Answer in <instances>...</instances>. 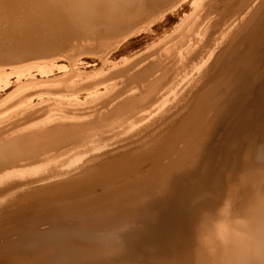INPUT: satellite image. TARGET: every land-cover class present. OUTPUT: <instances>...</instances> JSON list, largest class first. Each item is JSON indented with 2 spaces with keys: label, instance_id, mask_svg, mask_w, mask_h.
<instances>
[{
  "label": "bare ground",
  "instance_id": "1",
  "mask_svg": "<svg viewBox=\"0 0 264 264\" xmlns=\"http://www.w3.org/2000/svg\"><path fill=\"white\" fill-rule=\"evenodd\" d=\"M118 1L117 3V0H0V104L14 95L12 102H9L16 108V111H13L16 116L10 118L11 121L8 122L10 119H6V124L0 123V170L6 166L12 168L15 165L19 166L21 160L38 164L40 158L29 160L20 155L19 152L25 147L28 148L27 146L38 149V146L45 147L49 143L61 142H64L61 146L70 143L80 146L79 143L83 144L89 140L86 134H92L97 136L96 139L100 137L101 141L106 140L107 137L112 138L115 142L112 144H115L114 147L135 145V152L125 154L130 164L152 160L155 165L156 160L166 155L163 156L165 160L163 163L158 162L155 165L157 170L155 178L160 181L158 186H161V194L166 195L174 191L178 174L191 175V177L195 174L197 186H193L192 189L205 186L207 180L209 182L214 174L212 168L216 157V154L209 152V146L214 141L221 119L234 98L229 95L233 91L238 90V94L251 88V80L248 77L238 79L234 74L229 75L228 72L226 74V67L235 46L240 44L239 41L247 39L244 36V23L247 21L240 22L238 18L242 15L239 14L248 6H252L251 3L255 0L240 1L233 13H227L226 10L216 11L223 0ZM120 2L129 9L125 25L124 23L118 25L119 23L115 21L117 18L114 19L113 16V9L119 7ZM262 5L261 8H264V1ZM187 13H189L188 17ZM259 14L261 15V9ZM27 16H34V21H38L35 22L37 25L41 22H49V31L39 30L41 27L38 29L29 26L20 27L28 21ZM263 18L260 20L261 24L264 23ZM173 23L176 25L174 28L172 26V32L169 30L171 33L168 34L163 30L164 28L167 30V27ZM72 24H79V29L71 28ZM56 25L65 28L68 40H65L61 30L53 27ZM262 31L264 26L261 27L258 35ZM81 32L85 34V38L84 36L78 38ZM50 35L54 37H49ZM54 38L62 43V47L54 49L58 43L54 42ZM204 38L207 41L205 47L201 48L200 44ZM76 39H84L82 40L84 42L79 44L76 41L77 44L72 45L74 52L79 49L81 55L101 48V57L76 60L74 57L78 53L68 52L71 47L65 43ZM109 39L111 41H108ZM8 44L10 46H6ZM143 46L145 47L141 48ZM52 57L55 58L49 59ZM56 57L68 58L71 62V71L61 72L65 67L58 68L57 64L62 60ZM30 60L40 61L28 63ZM56 69L57 73H55ZM236 79L238 82L230 88L231 90L229 89L226 101L220 104L218 102L216 105L218 92L229 87ZM100 83L103 85L100 86ZM87 86L89 89L83 92L84 94L80 93ZM98 86L100 87L97 88ZM261 93L262 96L257 97V102L260 103L264 99V90ZM7 104L9 106L8 102ZM3 107L4 112L7 110L9 112L5 105ZM1 110L3 111V108L0 109V113ZM17 119L19 121L16 122ZM25 125L28 126L23 128ZM21 128L23 129L20 130ZM92 135L90 137H93ZM230 135L232 136L228 139L231 138L237 145L238 134L232 132ZM93 139L96 140L95 137ZM93 142L87 146L83 144L80 153L77 150L78 155L81 156L78 158L83 156L84 160L86 159L85 163L80 162L81 166L77 160L73 161L78 164L77 169L73 167L76 164L71 166L73 162H70L71 157H69L70 160L69 158L67 160L71 165L67 163L71 168L66 164L63 167L60 163L62 168H54L55 170L53 169L50 174L37 176L38 178L25 180L23 183H17L16 180L17 182L5 183L3 187L1 185L0 218L3 224L1 223L0 232L19 230L21 234L18 240L7 241L0 245V264H76L85 261L86 254H95L96 258L107 260L120 257L132 260L123 264H264V127L260 129L257 139H248L245 162L240 173L236 174L240 166L231 161V165L234 163L233 171L228 179H225V184L222 182L223 188L218 189L216 186L218 191L216 196L214 195L215 202L199 206L193 213L194 217L187 219L188 223L183 224L182 218L168 210L157 215L158 223L154 227H149L145 221H141L143 209L138 211L139 209L136 208L129 212V207L128 210L124 208L127 205L125 198L132 200L130 205H136L147 197L145 194L140 199H132L131 194L134 193L129 197L116 196L117 199L108 202L104 210L106 216L108 219L112 217V220L113 216L124 218L127 222L124 227H119L121 232L128 233L125 237L118 236L119 234L117 237H111L112 242L106 241L107 243L102 245L105 248L110 246L112 248L118 243V246L124 247V251L121 250L123 253H120V250L116 254L110 251L105 257L97 255L98 246L94 244H98L100 226L82 220L79 224L75 223V225L82 224V228L72 227L62 221L68 217L76 220V211L73 209L69 208L68 211L64 208L65 212L62 216H58L54 209L47 211L41 222L49 224L48 226L51 227L48 229L38 232L36 229L21 227L24 224L23 220L28 217L30 204L54 192L74 188L103 169L104 164L98 162L102 159L100 155L107 152L100 154L109 146H107L108 141L102 147L99 146L102 142H99V145L95 142L99 147ZM177 143L180 145L177 146ZM39 150L34 152L32 149L33 153ZM121 150L122 148L119 151ZM124 151L127 152L123 149ZM65 154L67 155L66 152ZM74 155L72 154V157ZM109 156L111 157L112 154L107 155ZM54 162L57 163L56 160ZM230 163L223 164L227 170L231 166ZM119 164L118 162L116 167H119ZM203 168L205 171L201 172ZM14 172L11 173L12 177ZM5 177L9 178L7 175ZM23 177L26 179L24 175ZM220 177L218 173L215 176L216 180L214 178L213 180L218 183L221 181ZM0 181L3 184V180ZM198 199L197 201L200 200ZM63 205L65 204L60 206ZM55 208L58 212V205ZM144 212L146 216L150 211ZM139 228L142 229L139 238L129 236L132 235L133 230ZM107 231L113 232L111 229ZM141 245L152 248L160 246L162 249L168 247L171 251L157 256L158 258L145 259L138 253V246ZM25 248H35L38 252L36 255H31L25 251ZM99 252L101 254V250Z\"/></svg>",
  "mask_w": 264,
  "mask_h": 264
},
{
  "label": "rangeland",
  "instance_id": "2",
  "mask_svg": "<svg viewBox=\"0 0 264 264\" xmlns=\"http://www.w3.org/2000/svg\"><path fill=\"white\" fill-rule=\"evenodd\" d=\"M240 1L242 0H223L222 1V5L219 6L218 8H216V11L218 12H227V13H233L236 9V7H238ZM256 1V2H255ZM254 3L252 2L251 5L252 6H248L243 12H241V14L239 15H242V17H240L239 15V18L238 20H240V22H245L244 23V27H245V34L244 36H246V40L245 41H242L240 42L239 41V45L238 46H235L234 48V51L231 52V56L228 58V63H227V67H226V74L229 73V75H235L236 78L238 79H242L243 77H248L249 80H251V88L246 90L245 92H240L237 94L238 90L237 91H233L231 95H229L230 97H234L233 100L230 102L225 114L223 115L220 124L218 126V129L216 131V136H215V139L214 141L210 144L209 146V152L211 153H214L216 154L215 156V160H214V165H213V168H212V172L214 173L211 177V181L208 180L206 181L207 184H204L205 186H200L198 187L197 189H192L193 186H197L195 185L196 182H197V177L195 178V174L191 177V175H185V174H178L176 175V186L174 187V191L173 192H169L168 194L164 195V194H161V186H158L160 184V181H158L156 178H155V173H156V168H155V165L156 163H163L165 160H164V157H166V155H163L161 156L158 160H156L155 162V165H153L152 163V160H149L148 162L146 163H142V162H138L137 164H133V163H129L128 160H127V155L131 152H135L136 151V146L135 145H131V146H128V145H123L122 150L119 151L121 148L119 147H114V145H112L113 143H115L113 141L112 138H109L111 139V141L107 138H105L106 140H100V137L99 139H96L97 136H92L95 137L96 140H92L93 137H90L91 135H87L86 134V138L89 139V140H86L83 144L85 146H87L88 144L91 145L92 142L95 144V145H99L100 143L99 142H102L99 146H105L104 143L106 144L107 142V146L110 147L107 149H103L100 154H104L105 151V154L104 155H100L98 153V156L100 155L101 158L103 159H100L101 162L99 161L98 163H102L104 164V167L103 169H101L99 172H97V174H94L93 177L89 178L87 181H84L82 184L74 187V188H68V189H63V190H60L59 192H54L52 193L50 196L48 197H45L44 199L42 200H38L32 204H30V207L28 209V217L25 218V220H23V223L22 224L23 228L27 227V228H32V229H36V231H42L45 230V229H48V227L50 228L51 226H48L49 224H44L41 222V220H43V217H44V214L51 210V209H54V212L55 213H58V216H62L65 212V209L64 208H67L68 211L70 210H75L76 211V220L68 217V218H64L62 221L66 224H69V226L72 225V227H81L82 228V224L81 225H75V223L77 222V224H79L80 222L83 221H88V222H92L93 224L97 225V226H100L101 229L98 231V240H97V243H94L95 246H98V249L96 250V253L97 255H102V256H106V255H109L110 254V251L111 253H115L119 250H120V253H123L124 251V247L122 246H118V243H115L116 246H113L112 248L110 247H103L102 245H105L108 241V243H110V239L111 237H117L118 236H122V237H125L128 233L127 231L125 232H121L120 230V227H124L125 225V219L122 218V217H118L116 218L115 216H113V220H112V217H110L108 219V217L106 216L107 213L104 211L105 210V207L108 205L107 203L112 201V200H115L117 199L118 197L116 196H127L129 197V195L131 193H134V194H131L132 196V199H135V198H141L144 194H145V197L146 198H142L143 200H141L138 204L136 205H130L132 203V200L131 199H128V198H125V200H127V205L124 207L128 210L127 207H129V212L130 211H134V209L136 210L139 209L138 211H140L141 209H143L144 211L146 210L147 212L150 211L146 216H144L145 212L144 211H141V221H145V223L149 226V227H154L158 221H159V218L157 215H160L161 213L165 212V211H170L172 212L173 214H176L178 215L180 218H182L183 220V224L187 222V219H190V218H193L194 214L196 212V210L198 209L199 206L201 205H204V204H208V203H212L213 201L215 202L216 200V194H217V191L218 189L220 188H223L224 184H225V179H228V176L229 174L233 171V166L234 163H232L231 165V161L232 162H235V164L238 165V169H240L239 171H236V174L240 173L241 171V167H243V164L245 162V149H246V144L248 143V139L249 140H255L258 138V135H259V131L261 128L264 127V99L262 100V103L260 102H257V97H261L262 96V91L264 90V31H262V35H258V33L260 32V29L262 26H264V23H260L261 19L264 17V8H261V6H263V1L264 0H255ZM119 1L117 0V3ZM261 2V4H260ZM230 3V4H229ZM258 3V4H256ZM229 4V5H228ZM232 4V5H231ZM255 5V7H254ZM257 5V6H256ZM226 6V7H225ZM230 6V7H229ZM121 7V8H119ZM119 7L117 6L116 8H114V12H113V16H115L114 19H116L115 21L117 22L118 25H121L122 23H124V25L126 24L127 22V18H128V14H129V9L125 8L123 6V4L120 2L119 3ZM252 7V8H251ZM258 7V8H256ZM119 8V9H118ZM251 11H250V9ZM254 9V10H253ZM260 9H261V15L259 14L260 13ZM263 9V10H262ZM249 10V11H248ZM254 13H253V12ZM248 12V13H247ZM121 13V14H120ZM245 13V14H243ZM119 16H118V15ZM249 14V15H248ZM125 15V16H124ZM189 13H187V17H188ZM252 15V16H251ZM127 16V17H126ZM257 16H259L257 18ZM28 17V16H27ZM26 17V19L28 20L27 22H25L24 24L20 25V27H25V26H29L31 27L32 29H38L40 28L39 30L43 31L44 32H47L49 31V22H41L39 23L38 25L36 24L38 21L35 20L34 21V16H29L28 18ZM245 17V18H244ZM69 18V17H68ZM235 18V17H233ZM232 18V19H233ZM242 20H241V19ZM73 19V18H72ZM231 19V21H232ZM246 19V20H245ZM75 20V19H74ZM257 20V21H256ZM264 20V18H263ZM262 20V21H263ZM36 22V23H35ZM255 22V24H254ZM34 23V25H33ZM121 23V24H120ZM249 23V24H248ZM253 25V26H250V25ZM258 24V25H257ZM73 26L71 28H74V29H79L80 26H78L79 24H72ZM176 24H171V26L169 25L167 27V30L164 28L163 30L166 31L167 33H171L174 26ZM173 26V28H172ZM55 27V29L57 30H61L62 32V35H64L65 37V40L67 39L68 40V34L65 30V28L63 26H53ZM171 28V29H170ZM247 28V29H246ZM171 30V32L169 31ZM247 30V32H246ZM166 32H164V34H167ZM168 33V34H169ZM253 35V36H252ZM80 36H84L85 38V34H83L82 32L79 34L78 38H80ZM252 36V37H251ZM49 37H54V36H49ZM261 38V39H260ZM256 39V40H255ZM54 42L57 43L54 47V49H58L60 47H62V43L60 41H57L56 38H54ZM84 39H76L74 41H70V42H65L67 45H70V49L68 50V52L70 51V53H73L74 50L72 49V45L73 44H77V42L80 44L81 42H84L82 41ZM77 41V42H76ZM108 41H111L110 39ZM207 39L204 38L200 44V47L201 48H204L205 46V43H206ZM263 42V43H262ZM3 42H1L2 44ZM64 43V42H63ZM204 43V44H203ZM6 46H10L9 44L6 45ZM243 46V48H242ZM250 46V47H249ZM98 47V46H97ZM145 46L141 47V48H144ZM222 47V46H221ZM221 47L219 48L221 50ZM263 47V48H261ZM261 48V49H260ZM256 49V50H255ZM73 50V51H71ZM223 50V49H222ZM242 50V51H241ZM249 50V51H248ZM67 51V50H66ZM79 49L76 50V52H74L77 56H75L74 58L77 59H89L91 57H101V48L100 49H96L94 50L93 52H90V53H82L80 55L79 53ZM81 52V51H80ZM235 52V53H234ZM92 53V54H91ZM128 54V53H127ZM250 54V55H249ZM80 55V57H79ZM129 56V55H128ZM78 57V58H77ZM88 57V58H87ZM55 57H52V58H49V59H54ZM56 58H60L62 60V62H59L57 64L58 68H64L62 69L61 72H69L71 71V62L68 58H65V57H56ZM65 58V59H64ZM68 59V60H67ZM92 59V58H91ZM96 59V58H95ZM234 59V60H233ZM253 59V60H252ZM255 59V60H254ZM45 60V59H44ZM37 60H30L28 61V63H32V62H36ZM40 61V60H38ZM37 61V62H38ZM235 63V64H234ZM244 63H245V66H244ZM250 63V64H249ZM27 64V63H26ZM255 64V65H254ZM261 64V65H260ZM240 65V66H239ZM242 65V66H241ZM69 66V68H68ZM233 67V68H231ZM250 67V68H249ZM35 70V69H34ZM238 70V71H237ZM59 72V71H58ZM228 72V73H227ZM234 72V73H232ZM57 73V69H56V72ZM236 73V74H235ZM243 74V75H242ZM263 78V79H261ZM238 79L234 80L233 82H231V85L227 88H224L222 89L221 91L218 92L217 96H216V105L221 103V102H224V100L226 101L227 99V93H229V91L231 90L230 88H232V86L234 87L237 82H238ZM101 79H99L100 81ZM261 80V81H260ZM216 81V80H215ZM102 86L103 84L100 83ZM254 84V85H253ZM98 85V84H97ZM96 85V86H97ZM100 86H98L97 88H99ZM258 86V87H257ZM255 87V88H254ZM262 87V89H260ZM86 88V89H85ZM85 89V90H84ZM87 89H89V87H84L80 93H83L85 91H87ZM230 89V90H229ZM260 89V90H259ZM257 90V91H256ZM227 91V92H226ZM254 92V93H252ZM84 94V93H83ZM223 95V97H222ZM225 95V96H224ZM253 95V96H251ZM256 95V96H255ZM14 96V95H13ZM13 96H11V98H9L8 100H6V102H3L5 104H0V109L3 108V111L1 110V113H0V123L3 125L5 121H7L8 119L10 118H14V112L16 111V108H14L12 105L13 103L11 104L10 102H12L11 100L13 99ZM241 96V97H239ZM247 97V98H246ZM75 98V97H73ZM222 98V99H221ZM255 98H256V101H255ZM219 99V100H217ZM246 99V100H245ZM250 100V101H249ZM10 101V102H9ZM247 101V102H246ZM253 103H252V102ZM7 102L9 103V106L7 104ZM236 102V103H235ZM256 103V104H255ZM237 104V105H236ZM248 104V105H247ZM8 106L7 109H9V112L8 110L6 111V108H5V111L4 112V106ZM234 105V106H233ZM240 105V106H239ZM252 105V106H251ZM254 105V106H253ZM257 105V106H256ZM12 107V108H11ZM11 108V109H10ZM258 108V109H257ZM244 110V111H243ZM14 111V112H13ZM247 111V112H246ZM259 111V112H258ZM53 112V111H52ZM56 112V111H54ZM234 112V113H233ZM250 112V113H249ZM254 112V113H253ZM59 113V112H57ZM259 113V114H258ZM8 116H7V115ZM13 114V115H12ZM233 114V115H232ZM229 115V116H228ZM238 115V116H236ZM241 118H240V116ZM254 115V116H253ZM11 116V117H9ZM16 116V115H15ZM239 117V118H238ZM248 117V118H246ZM254 117V118H253ZM4 118V119H3ZM7 119V120H6ZM235 119V120H233ZM239 119V120H238ZM12 119L8 120L11 121ZM21 120V118H20ZM224 120V121H223ZM16 122L19 121L18 119L15 120ZM15 121H13L14 123H16ZM228 121V122H227ZM237 121H238V125H237ZM243 121V122H242ZM7 122V123H8ZM231 122V123H230ZM223 123L225 125H223ZM0 124V126H1ZM6 124V122H5ZM229 124V125H228ZM233 124V126H232ZM245 124V126H244ZM241 125V127H240ZM24 126V125H23ZM22 126V127H23ZM28 125H25V127L23 128H26ZM236 127V128H235ZM241 129H240V128ZM244 127V128H243ZM23 128H21L20 130H22ZM236 129V130H235ZM239 129V130H238ZM250 129V130H249ZM223 130V131H222ZM243 130V131H242ZM227 132V133H226ZM232 132L235 133V135H237V138H238V141H237V145L234 143V141L230 138L228 139V137H231L232 135ZM224 133V135H222ZM226 133V134H225ZM219 134V135H218ZM228 134V136H227ZM242 136V137H240ZM245 136V138H243ZM221 137V138H220ZM253 137V138H251ZM91 138V139H90ZM226 141H224V140ZM70 140V139H69ZM223 140V141H222ZM228 140V142H227ZM240 140V141H239ZM90 141V142H89ZM92 141V142H91ZM217 143H216V142ZM244 141V142H243ZM95 142H98L97 144ZM111 145H110V143ZM240 142V143H239ZM64 142H61V143H58V144H47L43 146H38L37 148L40 149L37 153H33L36 152L35 150H38L36 149L35 147H32L30 146L32 149L27 146L28 148H24L22 151H20V155H22V158H27V159H34V160H37V158L40 160L38 161V164L37 163H29V161H27L29 163V165H26L27 162L26 160H21L20 163L23 164V165H20L19 166H13L12 167H5V168H2L0 170V176H4V178L0 177V179L3 180V184L2 181H0V187L6 183H11V182H21L23 183V181L25 180H28V179H36L37 176H42V175H47L48 173L50 174L51 171H53V169H58L59 167H61L63 165V167H65V164L67 165V167H69L71 164L70 162L72 163L74 160H77V163L79 164L80 162L83 164V162L85 163L86 162V159L84 160L83 156L82 158H78L80 156V154L78 155V153H80V151H82L81 148L84 147V145L79 143L78 145L80 146H77V144H72L70 143L69 145H66V146H61ZM87 143V144H86ZM109 143V144H108ZM223 143V144H222ZM225 143V144H224ZM232 143V144H231ZM176 144V143H175ZM174 144V145H175ZM219 144V145H218ZM235 144V145H234ZM50 145V146H48ZM54 145V146H53ZM56 145V146H55ZM73 145V146H72ZM97 145V146H98ZM180 145V143H177V146ZM232 145V146H231ZM48 146V148L46 147ZM58 146H61L64 149L63 151V148L61 147H58ZM68 146L69 151H68V148L66 149V147ZM98 146V147H99ZM112 146V148H111ZM41 147V148H39ZM51 147V148H50ZM53 147V148H52ZM59 149H58V148ZM77 147V148H76ZM115 150H114V148ZM134 147V149H133ZM228 147V148H227ZM50 148V149H49ZM74 148V149H73ZM79 148V149H78ZM118 148V149H117ZM126 148V149H125ZM216 150H215V149ZM222 148V149H221ZM232 148V149H231ZM31 149V150H30ZM81 149V150H80ZM123 149L124 150H127L123 152ZM28 153H27V151ZM30 150V152H29ZM66 150V151H65ZM73 152H76V153H72L73 155L74 154H77V155H74L76 157H72V154L70 153L71 151ZM79 152H78V151ZM113 150V151H111ZM119 152H117V151ZM129 150V152H128ZM214 150V151H213ZM231 150H235V151H231ZM240 150V151H238ZM60 151V152H59ZM68 151V152H67ZM224 151V152H223ZM226 151V152H225ZM229 153H228V152ZM244 153H242V152ZM26 152V153H25ZM42 152V153H41ZM65 152L67 153V155L65 154ZM78 152V153H77ZM103 152V153H102ZM109 152V153H108ZM116 153V154H113ZM231 152V154H230ZM32 153V154H31ZM45 157V159H43V156ZM61 153V154H60ZM108 153V154H107ZM225 153V154H224ZM240 153V154H238ZM53 154V155H52ZM58 154V155H57ZM61 157H60V155ZM64 154V155H63ZM70 154V155H69ZM109 154H112V156L110 157H107V155ZM120 154V155H119ZM122 154V155H121ZM127 154V155H125ZM47 155V156H46ZM51 155V156H49ZM106 155V156H105ZM116 155V156H114ZM125 155V156H124ZM24 156V157H23ZM35 156V158H34ZM54 156V158H52ZM56 156V157H55ZM63 156V157H62ZM104 156V157H102ZM50 157V158H49ZM60 157V159L58 158ZM71 157V160L70 158ZM81 157V156H80ZM107 157V158H106ZM117 159H116V158ZM224 157V158H223ZM227 157V158H226ZM25 158V159H26ZM65 158V160H64ZM67 158H69V160H67ZM78 158V159H76ZM106 158V160H105ZM110 158V159H109ZM52 159H55L57 163H55L54 161L55 160H52ZM61 159H63L61 161ZM224 159L226 161H224ZM237 159V160H236ZM58 160V161H57ZM59 160L61 162H59ZM116 160V161H115ZM48 161V162H47ZM50 161V162H49ZM53 161V162H51ZM83 161V162H82ZM42 162V163H41ZM45 162V163H43ZM47 162V164H46ZM66 162V163H65ZM70 164H68V163ZM111 162V163H110ZM118 162L120 163L119 167H116L118 164ZM228 162L230 163V165L232 166H229L228 170L226 168L225 165L228 164ZM239 162V164H238ZM24 163H26L24 165ZM41 163V164H40ZM62 163V165L60 164ZM79 164V166H81L82 164ZM227 163V164H226ZM17 164V165H18ZM31 164V165H30ZM36 164V165H35ZM46 166H45V165ZM74 163L71 165L73 166ZM78 164H76V166H78ZM114 164V165H113ZM225 164V165H223ZM44 168H42V166ZM142 165V166H141ZM145 165V166H144ZM220 165V166H219ZM223 165V166H222ZM21 166V167H20ZM24 166V167H23ZM71 166L69 168H71ZM76 166H73L74 168H79L76 167ZM150 166V167H149ZM225 166V171H223V167ZM19 167V168H17ZM47 169H46V168ZM57 167V168H56ZM72 167V169H74ZM114 167V168H113ZM136 167V168H135ZM157 167V166H156ZM231 167V169H230ZM15 168V169H14ZM39 168V169H37ZM62 168V167H61ZM112 168V169H111ZM117 168V169H116ZM146 168V170L144 169ZM219 168V169H218ZM11 169V170H10ZM18 169H19V172H22V173H19L18 172ZM54 169V170H55ZM60 169V168H59ZM87 169H89V167H87ZM111 169V170H110ZM155 169V171H154ZM223 169V170H222ZM22 170V171H20ZM43 170V171H42ZM45 170V171H44ZM6 171V172H5ZM11 171V172H9ZM12 171L14 172L13 173V177L11 176V173ZM18 174H17V172ZM40 171V172H39ZM50 171V172H49ZM104 171V172H103ZM115 171V172H114ZM133 171V172H132ZM141 171V172H140ZM205 169L203 168L201 170V172H204ZM221 171V172H220ZM229 171V172H228ZM33 172V173H32ZM10 173V174H9ZM27 176H26V174ZM30 173V174H28ZM110 173V174H109ZM220 174L221 175V181L218 183L215 182V176L217 174ZM6 174L7 177L11 176L10 180L9 178L7 179L4 175ZM9 174V176H8ZM21 174V175H20ZM126 174V175H125ZM20 175V176H19ZM23 175L26 177V179L23 177ZM33 175V176H31ZM109 175V176H108ZM134 175V176H133ZM16 176V177H15ZM27 177H30V178H27ZM134 177V178H133ZM185 177V178H184ZM14 178V179H13ZM38 178V177H37ZM133 178V179H132ZM138 178V179H137ZM182 178V179H181ZM213 178L215 180H213ZM217 178V177H216ZM7 179V180H6ZM22 179V180H21ZM153 179V180H152ZM156 181H155V180ZM196 179V180H195ZM15 180V181H14ZM17 180V181H16ZM93 180V181H92ZM187 180V181H186ZM5 181V182H4ZM91 181V182H90ZM107 181V182H106ZM154 183H153V182ZM179 181V182H178ZM58 182V181H57ZM149 182V183H148ZM194 182V183H193ZM224 184H223V183ZM87 183V184H86ZM95 183V184H94ZM107 183V184H106ZM148 183V184H147ZM156 183V184H155ZM194 184V185H190V184ZM84 184V185H83ZM86 184V185H85ZM100 184V185H99ZM147 184V185H146ZM215 184V185H214ZM134 186V187H133ZM211 186V188H210ZM215 186V187H214ZM216 186L218 189H216ZM222 186V187H221ZM90 187V188H89ZM93 187V188H92ZM149 187V188H148ZM202 187V188H201ZM209 187V188H208ZM213 187H214V190H213ZM190 188V189H188ZM76 189V190H74ZM133 189V190H132ZM184 189V190H182ZM188 189V190H187ZM200 189V191H199ZM211 189V190H210ZM216 189V191H215ZM102 192H101V191ZM124 190V191H123ZM154 190V191H153ZM196 190V191H195ZM205 190H207L208 192H206ZM213 190V191H212ZM183 191V192H182ZM190 191V193H189ZM215 191V192H214ZM86 192V193H85ZM194 192V193H192ZM197 192V193H196ZM204 192V193H203ZM143 193V194H142ZM177 193V194H176ZM191 194V196H189V194ZM196 193V194H195ZM202 193V195L200 194ZM65 194V195H64ZM77 194V195H76ZM137 194V195H136ZM171 194V195H170ZM195 194V195H194ZM134 195V196H133ZM170 195V196H169ZM182 196V199H181V196ZM194 195V196H193ZM202 197L200 198L199 197ZM213 195V196H212ZM215 195V196H214ZM139 196V197H138ZM188 196V197H187ZM198 196V197H197ZM209 196V197H207ZM211 196H212V199H211ZM165 197V198H164ZM169 197V198H168ZM178 197V198H177ZM185 199H184V198ZM190 197V198H189ZM195 197H197L195 199ZM205 197V198H204ZM55 198V199H53ZM148 198V200H147ZM202 200L200 202V200ZM215 198V199H214ZM173 199V200H172ZM187 199V200H186ZM191 199V201L189 200ZM197 199L199 201H197ZM207 199V200H206ZM211 199V200H210ZM55 200V201H54ZM185 200V201H184ZM60 201V202H58ZM166 201V202H165ZM184 201V202H183ZM195 201V203L193 204V202ZM197 201V202H196ZM58 202V203H57ZM143 206L142 205V203ZM163 202V203H162ZM183 202V203H181ZM192 202V204H191ZM200 202V203H199ZM130 203V204H129ZM180 203V204H179ZM199 203V204H198ZM62 204H65L63 206H60ZM141 204V206H140ZM183 204V205H182ZM35 205V206H34ZM56 205H58V212L56 210ZM191 205L192 207L194 208H191ZM197 205V206H196ZM40 206V207H39ZM79 206V207H78ZM188 207V208H187ZM70 208V210H69ZM180 208V209H179ZM191 208V210H190ZM101 209V210H100ZM125 212H128L126 211ZM148 209V210H147ZM37 212H36V211ZM160 210V211H159ZM193 210V211H192ZM32 211V212H31ZM84 211V212H83ZM177 211V212H176ZM67 212V211H66ZM186 212V213H185ZM192 212V213H191ZM85 213V214H84ZM154 213V214H153ZM188 213V214H187ZM53 214V212H52ZM93 214V215H92ZM95 215V216H94ZM99 215V216H98ZM101 215V216H100ZM155 215V216H154ZM181 215V216H180ZM42 216V217H40ZM72 217V216H71ZM99 217V219H97ZM81 218V219H80ZM88 218V219H87ZM115 218V219H114ZM121 218V219H120ZM152 218V219H151ZM78 219V220H77ZM119 219V220H118ZM0 227L2 228V224H3V220L0 218ZM32 220V221H31ZM35 220V221H34ZM38 220V221H36ZM112 220V221H111ZM121 220V221H120ZM99 221V222H98ZM118 221V222H116ZM120 221V222H119ZM149 221V222H148ZM32 222V223H31ZM35 222V223H34ZM73 222V223H72ZM115 222V223H114ZM124 222V223H123ZM2 223V224H1ZM72 223V224H71ZM113 223V225H112ZM118 223V224H116ZM150 223V224H149ZM27 224V225H26ZM122 226H121V225ZM35 225V227H33ZM187 225V224H186ZM103 226V227H102ZM120 226V227H119ZM109 227H113V228H109ZM117 227L118 230H120L118 232L117 230ZM0 228V230H2ZM84 228H87V227H84ZM83 228V229H84ZM116 230H115V229ZM189 228V226H188ZM18 229H22V228H18ZM107 229H111L113 230L112 231H107ZM4 230L3 232L1 231L0 232V245H2L4 242L6 243L7 241H16L20 238V234H21V231L19 230ZM134 231V232H133ZM132 231V235H129V236H134V237H137L139 238L142 234V229L140 230L139 229H135ZM189 231L191 232L190 228H189ZM20 232V233H19ZM109 233V234H107ZM134 234V235H133ZM101 237V238H100ZM8 238V239H7ZM102 241V242H101ZM107 241V242H106ZM112 242V241H111ZM103 243V244H102ZM105 243V244H104ZM100 245V246H99ZM37 246H42V245H36ZM45 246V245H44ZM153 246V245H152ZM43 247V246H42ZM47 247V246H46ZM45 247V248H46ZM156 247V248H154ZM103 248V249H102ZM109 248V249H108ZM147 248V249H146ZM149 248H152V247H147V246H138V253L140 254L141 257H144L145 259L147 258H158L159 256H162V254L164 253H169L171 251V248H163L162 247H158V246H153L152 249H149ZM112 249V250H111ZM123 249V251H121ZM145 249V250H144ZM184 249V248H183ZM101 250V254L99 251ZM107 252H105V251ZM144 250V251H143ZM147 250V251H146ZM149 250V251H148ZM153 250V252H152ZM160 250V251H159ZM25 251L30 253L31 255H36L38 251H36L35 248H25ZM33 251V252H32ZM105 253L103 254L102 253ZM157 251V252H156ZM165 251V252H164ZM107 253V254H106ZM145 254V255H144ZM152 254V255H151ZM155 254V255H154ZM157 254V255H156ZM160 254V255H159ZM95 254H86V259L85 261H82V262H78L76 264H120V263H130L132 262V260L126 258V257H120V258H114V259H111V260H107V259H104V258H96L94 256ZM158 256V257H157ZM88 258V259H87ZM93 260V261H92ZM91 261V262H90ZM159 262V261H158ZM154 263V262H152ZM73 264V263H72Z\"/></svg>",
  "mask_w": 264,
  "mask_h": 264
}]
</instances>
